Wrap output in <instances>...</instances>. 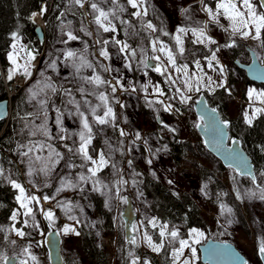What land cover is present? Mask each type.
Returning a JSON list of instances; mask_svg holds the SVG:
<instances>
[{
    "label": "rangeland",
    "instance_id": "rangeland-1",
    "mask_svg": "<svg viewBox=\"0 0 264 264\" xmlns=\"http://www.w3.org/2000/svg\"><path fill=\"white\" fill-rule=\"evenodd\" d=\"M148 2L150 4L149 14L147 17H144V20H152L153 24L156 25L158 29H164L168 27V29L173 34L175 33L177 26H186L190 28L203 26L204 22L208 21L209 19L207 14L200 10L201 6L199 5L198 0H148ZM206 2L209 3V6L214 8L216 0H206ZM119 3L123 4L127 10L124 13L119 14L120 18L118 20H113L117 31L115 33H104L101 29L99 31V35L97 33V26L92 23V15L88 14L90 10L87 5L83 9H80L78 6H74L73 12L76 14L72 16L78 20V25L73 22L72 30L74 31V34L78 35L81 39L64 44L62 41L67 39L65 33L69 29H61L58 32L53 45L48 46L47 44H44L41 50L39 49L37 52L35 50L32 51L36 56V59L32 62V76L25 77L22 72H18L14 76V81L12 83L13 88L9 89L10 92H14L15 88L20 86L19 84V86L15 85V78L17 76H20L22 79L25 78V81L21 83L23 84V87L28 89L30 86L34 85L35 82L41 78L40 70L45 68V63L51 62L53 59H57L58 56L59 59H57V64L60 75L57 76L56 73L50 68L47 70L46 75L51 76L53 81L58 86L61 84H63L64 87L72 86L63 80V77L68 75L71 69L64 66L62 63L63 56L61 53H58L57 50H82L83 44L81 41L86 40L89 46L87 59L89 61H94V65H96V73L99 74L102 79L110 81L113 85L116 84V79L123 76L121 83H123L124 87L128 89V91H124L119 86H117V91L115 93H111L110 87L108 85L101 86L98 89V91H103L105 94L109 95V104L115 113V124L118 127L113 128L110 125L93 124V143L89 148V154L93 155L95 158V154L92 152V149L95 148L97 151L105 149V140H108L111 144L117 147L120 146L118 145V141H124L122 145L124 154L121 156L119 152H116L113 156V160L114 162H117V167L121 169L123 179L128 181V184L121 188L120 195L126 196L128 199L130 198L133 204V211L136 215L133 224H137L139 231H131L132 234H130V236L135 235L137 237L139 247L142 252V255L139 256L141 261L147 259L151 262V264H155L152 258L143 255L144 252H149L157 258H161L160 253L152 252L144 242L143 233L145 231H147L149 235H152L153 241L155 243H160L161 238L159 237V225L166 223L169 226V230L173 228L179 229L180 238H187V232L190 228L183 226H170L169 223L160 221L153 214L151 208L147 204L149 199L145 198L143 195H138V193H142L138 185L135 187L132 186V179L135 178L131 175V173L133 170L136 172L137 167L141 170L149 171L151 174L154 172L155 176L152 174L154 177L158 178L168 187L177 192L188 191L199 205L201 213L205 219V224L200 227L191 228H197L204 232V238L201 239L199 244L194 245L196 248L195 257L192 256V253L189 249H185V257L189 258L192 261V264H203L201 261V251L199 246L204 244L209 239L232 242L248 258L251 264H261L260 255L258 253V240L259 238L264 237V201L248 198L236 199V202L232 205L225 204L232 209V213H225L224 215H221L220 204L222 203V200L220 196L217 198L216 193H214V189L211 187L213 182L216 184L219 182L226 188V190L231 193L236 190V188H239L241 193H243L246 189L251 188L255 190V188L251 184V179L249 177L248 178L250 180H245L243 177L247 176H242L239 173V176H237L232 167L224 166L213 153L207 150L205 145H201L203 139L200 136L198 127H196V125L202 122V120L196 115L194 104L199 96L203 94L202 91H206L209 94L214 95L220 94V96L225 99L226 116L228 118L239 117L245 122L244 112L247 110L249 115L252 114V109L249 107L250 104H253L254 107H264V103H261L260 100H256L254 98L253 101H250L248 98V91L250 89L264 91V85L249 81L244 70L242 72L236 69L233 66V62L231 61L226 48H221L217 53L220 64L225 67V73L223 77L219 74V65H215V62H213V65L216 67V71H213L212 68L207 66L208 62L204 57H210L211 52L209 49L214 50L217 46L223 45L225 42L229 41V32H225L223 28L218 25L209 23L206 29L207 35L215 39L217 41V45H208L206 47L202 44H195L193 43L195 37H193L191 32H189L187 36L183 37L185 53L183 57L177 55V64L183 65L187 63L190 74L196 73L197 75H200L201 73L196 69L194 63L195 60H199L201 66L203 67L204 73H206L207 76L212 77L213 81L218 83L221 79L226 78V87L216 88L214 92L209 91L207 88H202L200 92H192L189 94L192 96V100H190L188 104H181L179 103L178 99L170 101L169 97L175 94V90L172 89V91H169V85L165 83V76H162L160 73H152L149 68L144 69L142 66L138 67L139 62L142 59V56L139 52L140 47H143L146 50V54L149 57L153 55H160L161 59H165L163 54L152 52L150 42L147 39V32L140 31L139 36L130 35L132 28L128 29V33L125 32L127 25L123 26L122 28L119 25L120 20L130 21L136 30H140V21L130 15V13L134 12L135 9H132L131 6L127 4V0H119ZM189 5H192L193 9V11H191V19L185 20L184 16L180 12V9L188 7ZM101 6L104 7L106 11L113 7L111 3L103 4ZM45 7L47 9L46 5ZM42 16L44 17V15H40L38 17ZM38 21L39 19L34 17V22L37 23ZM221 23L224 25V27L228 26V21L223 18H221ZM63 24L66 25L67 22ZM82 25L92 33L91 37L86 36L84 32L79 31ZM42 29L44 30V27H42ZM157 33L152 34V39H155V37L158 36ZM113 36L121 41H126L137 49V63L134 65L132 60V70L124 67V54H116L117 49L113 47L111 43ZM162 38H164V35L161 34L160 40L168 44L170 48H173V51L175 52L174 40L171 38L173 42L172 46L166 41V39L163 40ZM98 39L109 40V44L106 46L110 54L109 59H104L103 57L99 56V51L105 46L95 43ZM234 39L246 44L249 49L254 51L258 58L264 63V47H261L259 42L251 39L245 40L238 36L234 37ZM21 44L26 45L27 50H30L32 46L36 47L35 44H28L23 39H21ZM49 53H52V55L50 56ZM24 54L25 53H21V56ZM250 60L251 54L246 57L244 55L242 60L239 59L238 61L245 63L249 62ZM152 61L157 63L155 60ZM18 63L24 64L25 61L24 59L18 58ZM100 64L110 67L111 69H119V72H104L103 69L99 67ZM169 71L173 74L174 79L181 75L179 73H175V70L172 68H169ZM92 74L93 73L91 69H83L81 72V75L84 76H90ZM207 76L205 77V83H207ZM232 77L233 81L231 80ZM129 81H131L136 88L134 92L129 86ZM149 81H151V84L149 85L148 91L146 93L141 89V85L149 84ZM157 84H159L161 89L164 90L165 94L163 96L153 93L152 88ZM85 87L91 89V86L89 85H85ZM73 92L76 99L80 100L81 96L78 92H75L74 86ZM145 97H147V100ZM87 98L92 102L93 105L100 103V101L95 96L89 95ZM157 98L159 100H163L165 104L172 103L174 108H179V113L175 111H164L159 103H155ZM54 99L56 100V105L61 107L63 110L61 98L55 97ZM117 100L119 103L116 102ZM149 101L153 102L152 106H149ZM32 102L34 107L35 101ZM121 105H123V107H121ZM69 108H72V106L69 105ZM103 111V108L98 109L97 115H103ZM92 120L93 118L89 115V122L92 123ZM54 121L55 113L50 109L49 127L52 130L53 135H55L58 131ZM161 121H163L164 124H167L169 128L176 129L175 132H177L179 139L188 144L191 148L188 151L186 159L180 164H175L170 159L165 147H162L160 144L159 136L160 138L171 137L173 133L164 128ZM36 123H40V121H36ZM64 127L69 132H78L81 128L79 118L65 114ZM118 129H123L126 133H128V135L125 137H120ZM53 130H55V132ZM136 132L141 134L142 140H137L135 145H131V141L135 138ZM72 140L78 141V137L74 136L72 137ZM72 140H66L64 143H67L69 146H71ZM143 140L148 141V145L152 148L153 152H155L154 156L146 150ZM53 143L59 151L64 153L65 158L70 155L66 149L60 146L58 141H54ZM129 146L132 147L131 152L128 151ZM156 149L161 150L156 152ZM44 155H47V152H45ZM148 158L153 160L151 165L146 163V159ZM128 160H132L131 168L128 167ZM73 161L76 164L81 163L79 157H73ZM62 165L63 161L61 162V165L57 167V172H60L61 175H67L68 172L71 171L72 175L75 176V173L81 171V169L75 168L72 170L64 169L61 172ZM203 166L212 172V174L215 176V180L211 174L202 175ZM112 171L113 170L110 167L105 168L101 173L98 174L99 178L105 183H109L114 179H119V176H112ZM23 178L24 183L22 185L25 187L26 192L41 197L40 206L46 210L51 209L55 213V224L54 226L51 225L38 210L36 211V223L39 225L38 228L24 226L22 223L24 217L18 218L16 227H22L24 231L26 233H30V235L21 239L12 233V237H10V239H16L17 245L12 246L8 243V241H6V244H2L3 246L0 251L1 254H6L9 257L15 256L19 253L22 247L31 243V251L37 257L38 264H51L45 240L48 232L56 229L59 231L62 238L61 253L64 261L66 258H68L71 264H90L82 249L83 237L80 232V226L84 225V227L86 226L87 229H89V231L92 233V237L97 246L103 249V251L108 255V264H120L121 243L125 242V237L128 236V232L125 227L126 221L123 216V211L128 203H124L119 199H113L111 201V208L109 209L106 207L108 213L110 214L108 219H106L103 215H101V212L95 208L91 197V195L95 194V192H90L89 198L87 200L82 199L78 192L69 189L57 194L56 188L59 187V180L56 178L55 173H53V178L50 179L51 187H43L45 182L43 174L28 177L27 170H25ZM168 180H171L172 184H169ZM30 181H33L35 186H33V183ZM257 181L259 180L257 179ZM204 185H207V188L205 189L207 195L201 191ZM86 187L90 188V185H87ZM43 195L55 196L56 199L43 201ZM102 197L105 202L106 197ZM57 201H68L72 204L79 203L83 207V212H81L80 208H74L71 214L76 215L80 220V223L77 224L74 221L69 220L62 208L56 206ZM88 205L91 206L89 207ZM40 206L34 205V208H38ZM17 208H19V204L15 209ZM153 218L159 222L158 227L155 229L152 228V226L148 223V221ZM229 219L232 221L230 224L227 223V220ZM107 221L113 224V229L109 228ZM29 223H32L31 220ZM66 224L75 227L76 231L79 232V235H75L74 233L63 234L62 229ZM37 242H39V246H37ZM176 246L178 247V243ZM131 251H134L136 255V251L133 248ZM170 251V247L166 244L165 252L169 260H171ZM29 264H35V262L29 260Z\"/></svg>",
    "mask_w": 264,
    "mask_h": 264
},
{
    "label": "snow or ice",
    "instance_id": "snow-or-ice-1",
    "mask_svg": "<svg viewBox=\"0 0 264 264\" xmlns=\"http://www.w3.org/2000/svg\"><path fill=\"white\" fill-rule=\"evenodd\" d=\"M111 3L112 8L107 11L102 7L103 4ZM200 10L207 14L208 21H205L203 26L198 27H186V26H177L176 31L172 34V39L175 44V52L173 48H170L168 44L160 40L159 36H156L155 39H152V34L157 33L158 31L164 35L169 36V32L165 31L163 28L158 29L156 25L153 24L152 20H144V17H147L149 14L150 4L148 0H127V4L131 6L132 9H135L134 12H131L132 17L137 18L140 21V30H136L130 21L120 20L121 24L127 25L125 32L128 33V29L132 28L131 36H139L140 31L148 33V39L150 42L151 50L153 53H162L165 59H161L160 55H153L149 57L146 54V50L143 47L139 48L140 55L142 59L139 62L138 67L142 66L144 69L153 68L157 73H160L162 76H165V83L169 85V91L172 89L175 90V94L169 97L170 101L177 100L181 104H188L192 100V96L189 95L192 92H200L202 88H207L209 91L214 92L216 88H225L226 87V78L221 79L220 82L212 80V77L207 76L203 71V67L199 60H195L196 69L201 73L197 75L196 73L189 72L188 64L183 65L177 64V55L183 57L185 53L184 47V36H187L191 32L192 36L195 37L193 43L202 44L206 47L208 45H217V41L211 36L207 35L206 29L209 23L218 25L225 32H229V42H226L223 45L217 46L214 50L209 49L211 52L210 57L205 56L207 60V66L212 68L213 71H216L215 65H219V74L223 77L225 73V67L220 64L217 53L221 48H231L236 44L234 37H240L242 39H251L259 42L261 47H264V0H216L214 8L209 6V3L206 0H198ZM89 8V13L92 15L94 23L97 26V33L102 29L104 33L117 31L116 25L113 23V20H118L119 14L124 13L127 9L123 4L119 3V0H67V5L65 10H62L60 15L66 16L68 13L75 15L76 13L72 11L74 6H78L80 9ZM59 7V6H58ZM47 11L46 7L42 6L40 10V15H43ZM192 5L188 7L181 8L180 12L184 16L185 20L191 19ZM33 17L37 13L32 14ZM111 17V19H110ZM59 18V17H58ZM221 18L228 21V26L224 27L221 23ZM69 29L65 35L66 40H63L62 43L68 44L71 41H77L81 38L74 34L72 30V21L68 20L67 24H61V29ZM79 31L84 32L86 36L91 37L92 33L87 30L83 25ZM83 44V49H66V50H57L58 53H61L63 56L62 63L65 67L70 68L71 71L68 75L63 77V80L67 82L70 87H64L63 84L57 85L51 76L46 75L47 70L52 69L57 76L60 75L57 59H53L51 62L45 63V68L40 70V79L35 82L34 85L30 86L27 90L29 92V102L35 101L34 110L28 113H25L20 117L22 126L19 129V135L24 140L21 142L17 140L15 143V148L12 150L13 153L17 156V162L25 165L27 170V176L32 177L34 175L43 174L45 182L43 187H51L50 179L53 178V173L56 174V178L59 180V187L56 188V193L59 194L66 189L78 192L81 195V198L87 200L89 198L90 192H95L101 196L106 197L105 207L111 208V201L113 199L122 200L124 203H128V197L121 196V188L128 184V181L123 179V174L120 168L117 167V162H114L113 156L116 152H119L121 155L124 154L122 145L123 140L118 141L119 147L114 146L108 140H105V149L97 151L95 148L92 149V152L95 154H89V148L93 143V124L96 125H110L113 128L118 126L115 124L116 116L113 111V108L109 104V95L105 94L103 91H98L101 86L108 85L110 87L111 93L117 91V86L122 90L128 91L124 87L121 81L123 76L116 79V84H111L110 81L102 79L99 74L96 73V65L87 59L88 52V42L86 40L81 41ZM95 43L102 44L105 47H102L99 51V56L104 59H109L110 54L107 50V45L109 40H100L98 39ZM112 46L117 49V55L124 54V67L132 70V60L137 56V49L133 48L126 41H121L116 39L114 36L111 40ZM9 51L6 52L7 60L10 62L11 67L8 68L6 76L9 81L18 73L22 72L25 77L32 76V62L36 59V56L31 50H27L26 45L21 44V37L18 32L11 33V43L9 45ZM21 53H25L21 56ZM51 56L52 53H49ZM19 59H24L25 63H18ZM150 60L157 61V64L153 66L149 63ZM166 60V63H165ZM104 72L117 71L119 69H111L106 67L103 64L99 65ZM169 68L175 70V73L181 75L173 78V74L169 71ZM83 69H91L92 75L84 76L81 75ZM147 74V73H145ZM207 76V83H205V77ZM78 78V79H77ZM131 90L134 92L136 90L135 86L131 81L128 82ZM151 84L141 85V89L147 93L148 87ZM85 85L91 86V89L86 88ZM78 92L81 96L80 100H77L74 92ZM153 93L163 96L164 90L161 89L159 84L154 85L152 88ZM89 95L95 96L100 103L93 105L92 102L87 98ZM55 97L61 98V103L63 105V110L61 107L56 105ZM248 98L250 101L260 100L261 103H264V91H257L255 89H250L248 91ZM147 100V97H145ZM119 103V101H116ZM152 101H149V106H152ZM155 103H159L164 111L172 112L175 111L179 113V108H174L172 103L165 104L163 100H157ZM203 103V101H201ZM69 105L72 108H69ZM123 107V105H121ZM249 107L252 109V114L249 115V112L246 110L244 112L245 123L249 126L261 115H264V107H254L253 104H250ZM103 108V115H97V110ZM55 113V125L57 126L58 131L53 135L52 130L49 127V111ZM74 109V110H73ZM215 109L211 110V115L209 116L210 123L215 125ZM87 113V114H86ZM65 114L68 116H76L79 118L81 128L78 132H69L64 127V117ZM89 115L93 118L92 123L89 122ZM200 119L203 121L204 116H201ZM40 121V123H36ZM163 127L168 129L171 132H175L176 129L169 128L167 124H164L161 121ZM219 124L223 126L228 125V121H220ZM196 127H200L199 124ZM119 136L125 137L128 135L123 129H118ZM78 137L77 140H72V137ZM66 140H72V145L64 143ZM137 140H142L141 134L139 132L135 133V138L131 141V145H135ZM54 141H58L60 146L67 150L70 155L65 158L64 153L59 151ZM146 150L155 155L152 148L148 145L147 140H143ZM233 143H238L233 141ZM161 149H156V152H159ZM264 151V147L261 148ZM128 151H132V147L129 146ZM47 152V155L44 153ZM232 160L235 162L234 165H230L234 168V171L239 173L242 176H248L251 179L252 184L255 186V190L246 189L241 193L240 189H236V198L237 199H259L264 201V172H261L260 178L261 182H257V176L253 173L252 169L247 165L246 158L242 156L241 153L237 152L235 149L230 153ZM73 157H79L81 160L80 164H76L73 161ZM61 172L64 169L72 170L75 168L81 169V171L75 173V176L72 175L71 171L67 175H61L60 172H57V167L61 165ZM9 165L13 161H7ZM146 163L151 165L153 160L151 158L146 159ZM128 167H132V160L127 161ZM110 167L112 171V176L119 179H114L109 183H105L102 179L99 178V173H101L105 168ZM155 176V173H152ZM15 173L11 168H5L4 164L0 162V183H6L11 186L12 189L18 190V194L15 196V200L19 204V208L12 211L10 220L12 221L11 226L5 228L0 226V232H9L14 233L18 238H24L29 236L30 233H26L22 227H16V222L18 218L24 217L22 223L24 226H30L33 228H38L39 225L36 223V211H40L43 216L49 221L51 225L55 224V213L51 209H44L41 205V197H38L34 194L26 192L25 187L18 182L15 177ZM133 177L140 175L134 170L131 173ZM35 186L33 181H30ZM169 184H172L171 180H168ZM90 185V188L86 187ZM137 181L132 179V186L135 187ZM207 185L201 189L205 195V189ZM142 196V193H138ZM226 195L225 193H220L219 196ZM43 201L55 200V196L43 195ZM35 206H40L34 208ZM57 207L62 208L65 214L68 216V219L74 221L75 223H80V220L76 215L71 214L74 208H80L83 212V207L79 204H72L68 201H57ZM89 207L91 205H88ZM221 215L225 213L231 214L232 209L227 205L220 204ZM31 220V224L29 221ZM152 228H157L159 222L153 218L148 221ZM227 223H232L231 219L227 220ZM125 227H128L125 225ZM131 231H139L137 224L131 225ZM63 234L74 233L79 235V232L76 231L75 227L70 225H64L62 229ZM59 234V233H57ZM159 237L160 243H155L153 241L152 235H149L147 231L143 233V240L147 246L151 249L152 252L160 253L165 249L166 244L170 247V259L171 264H192V261L185 257V249H189L192 253V256L196 255L195 244H199L201 239L204 238V232L200 231L197 228H190L187 232V238H180L179 229L173 228L169 230L168 224L159 225ZM128 244L139 246L137 237L132 235L130 237H125ZM3 240L8 241L12 246L17 245L16 239H10L9 236H3ZM47 242V241H45ZM178 243V247L176 246ZM39 246V242H37ZM31 243L22 247L19 253L13 257H9L6 254H0V262L2 264H16V261H19V264H29V260L38 264L37 257L31 251ZM213 255L218 256H230L235 257L239 260V257L236 256L234 252L227 248V246L221 247L220 245L209 246V249ZM258 253L262 259H264V237L259 238L258 240ZM127 258L130 261V264H151L147 259L141 261L139 256H136L134 251H128ZM240 264H249L247 260H243Z\"/></svg>",
    "mask_w": 264,
    "mask_h": 264
},
{
    "label": "trees",
    "instance_id": "trees-1",
    "mask_svg": "<svg viewBox=\"0 0 264 264\" xmlns=\"http://www.w3.org/2000/svg\"><path fill=\"white\" fill-rule=\"evenodd\" d=\"M43 4H46L47 11L44 14V36L40 37L37 31L39 25L32 20L31 15L35 11H40ZM66 5L67 0H0V64L3 70V73L0 74V100L8 98V89L13 88L12 83L14 77L9 81L6 76L8 68L11 67L6 57V52L10 50L11 33L18 32L21 39L28 44H35L38 50H41L44 44L48 46L53 45L58 32L61 30L62 23L71 20L72 23L75 22L76 25H78V20L72 16L71 13H68L66 16L60 15L61 11L65 10ZM119 25L122 28L125 26V24H121L120 22ZM164 30L169 32L170 35L164 36L162 39H166V41L173 46L171 40L173 33L168 27L164 28ZM157 35L161 38L160 32H158ZM132 47L135 48L133 45ZM226 51L233 62V66L243 72L238 66L237 61L239 59L242 60L244 55L246 57L251 54L249 47L236 40L235 46L226 48ZM136 58L137 57L133 59L134 65L137 63ZM91 62L94 64L93 60H91ZM149 70L152 73H157L151 68H149ZM231 80L233 81V77ZM202 92L207 97L209 104L219 111L222 119L228 121L229 139H239L241 146L251 157L255 166L257 179L259 180L257 182L260 183L261 178L259 174L264 172V151L261 150V148L264 147V115L259 116L253 124L249 126L239 117L228 118L226 116L225 99L221 97L220 94L214 95L206 91ZM28 97L29 93L26 87L22 86L15 88L11 96V115L4 131L0 135V162L4 164L5 168L12 169L16 174L14 178L21 184L24 183L23 174L26 167L17 162V156L12 150L15 148L17 140L24 142L18 134L22 126L20 117L25 113L31 112L34 108L33 102H29ZM53 131L55 132V130ZM159 141L162 147H165L170 159L175 164H180L185 160L188 151L191 149L188 144L179 139L177 132H173L171 137L160 138L159 136ZM201 145L204 146L203 142H201ZM9 160L13 161L11 165L7 163ZM136 173L140 174L134 177L137 181V185L143 193V196L149 199V201L147 200V204L160 221L167 222L170 226H183L186 228L200 227L205 224V219L199 205L188 191L177 192L154 177L149 171L141 170L138 167L136 168ZM207 174H211L214 179L215 176L212 172L203 166L202 175ZM235 174L239 176L237 172H235ZM243 178L245 180H250L248 177ZM211 187L214 189L217 198H219L218 194L220 193L226 194L220 196L223 204L232 205L236 202V190L231 193L219 182H217V184L213 182ZM16 194L17 190L12 189L10 185L0 183V226H4L5 228L11 226V213L18 206L15 200ZM91 197L95 208L101 212V215L108 219L110 214L105 207L103 197L98 193L92 194ZM107 224L110 229H113L112 223L107 221ZM80 232L83 237V253L90 264H108V255L103 249L97 246L89 229L83 225L80 226ZM5 235L9 236V238L12 237V233L0 232V251L3 246L2 244H6V240H3V236ZM132 248L136 251L137 256L142 255L139 246L128 244L126 240L121 243L120 264H129L127 253L131 251ZM143 255L152 258L155 264H171V260L166 256L165 249L160 252L161 258H157L149 252H144ZM0 264H2V262H0ZM65 264H71L68 258L65 259Z\"/></svg>",
    "mask_w": 264,
    "mask_h": 264
},
{
    "label": "water",
    "instance_id": "water-1",
    "mask_svg": "<svg viewBox=\"0 0 264 264\" xmlns=\"http://www.w3.org/2000/svg\"><path fill=\"white\" fill-rule=\"evenodd\" d=\"M37 31L40 37L44 35L41 26L37 28ZM149 63L153 66L157 64L152 60H150ZM237 64L242 70H244L249 81L256 84L264 85V63L258 58L254 51L251 50V60L249 62L243 63L237 61ZM2 72L3 70L0 64V74H2ZM201 101H203V103H201ZM194 109L196 115L199 118L201 116H204V120L199 123L200 127H198V132L202 137L203 143L207 150L213 153L224 166L232 167L230 165H234L235 162L232 160L230 153L233 149H235L237 152L241 153L244 158H246L247 165L252 169L253 173L256 175L255 166L251 157L243 149L239 139H234L238 142L235 144L233 143L234 140L229 139L228 125L225 127L219 124L220 121L224 120L222 119L219 111L209 104L205 94H201L199 96V98L194 104ZM212 109L216 110L214 114L216 122L215 125L213 123H210L209 121V116L211 115ZM10 115V99L4 98L0 100V135L4 131L9 121ZM128 200L129 202L123 211V216L125 218L126 225L128 226L126 227L128 237H130V234H132L131 225L133 224L136 215L133 211L134 208L131 199L129 198ZM57 233H59V231L56 229H53L48 232L45 240L47 241L45 242L46 248L49 252L51 264H65L64 258L61 253L62 238L60 233ZM215 245H220L221 247L227 246L228 249L234 252L237 257H239V260H237L235 257L230 256L213 255L210 251H206V249H209V246ZM199 249L201 251V261L203 264H240V262L243 260H247L249 264H251L248 258L236 247V245L229 241L209 239L204 244H201L199 246ZM260 259L262 264H264V259H262L261 256ZM16 264H19V261H16Z\"/></svg>",
    "mask_w": 264,
    "mask_h": 264
},
{
    "label": "built area",
    "instance_id": "built-area-1",
    "mask_svg": "<svg viewBox=\"0 0 264 264\" xmlns=\"http://www.w3.org/2000/svg\"><path fill=\"white\" fill-rule=\"evenodd\" d=\"M44 7H45V5H43ZM32 18H33V15H32ZM39 24V23H38ZM40 25H42L43 27L45 26V22H43L42 24H40ZM33 45V44H32ZM30 50L31 51H33V50H35L36 52L38 51V48L37 47H33L32 46V48H30ZM38 54V53H37ZM38 62V61H37ZM34 63H36V62H34ZM25 81V78L24 79H22L20 76H17L16 78H15V85H17V86H22L23 84H21L22 82H24ZM19 84V85H18ZM12 93H14V92H10L9 91V96H11V94Z\"/></svg>",
    "mask_w": 264,
    "mask_h": 264
},
{
    "label": "bare ground",
    "instance_id": "bare-ground-1",
    "mask_svg": "<svg viewBox=\"0 0 264 264\" xmlns=\"http://www.w3.org/2000/svg\"><path fill=\"white\" fill-rule=\"evenodd\" d=\"M34 13H37V15L35 16V18L39 19V21H40V22L38 21L39 24H42V23H43V18H44V17H43V16H42V17H38V16H40V15H39L40 11H35ZM43 15H44V14H43ZM32 19H33V21H34V17H33ZM38 22H37V23H38Z\"/></svg>",
    "mask_w": 264,
    "mask_h": 264
},
{
    "label": "flooded vegetation",
    "instance_id": "flooded-vegetation-1",
    "mask_svg": "<svg viewBox=\"0 0 264 264\" xmlns=\"http://www.w3.org/2000/svg\"><path fill=\"white\" fill-rule=\"evenodd\" d=\"M261 264H262V262H261Z\"/></svg>",
    "mask_w": 264,
    "mask_h": 264
}]
</instances>
